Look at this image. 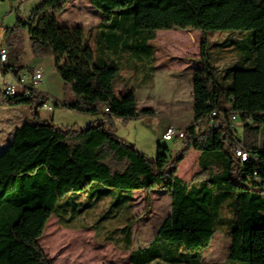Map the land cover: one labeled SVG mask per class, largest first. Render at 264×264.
<instances>
[{"label":"trees","instance_id":"1","mask_svg":"<svg viewBox=\"0 0 264 264\" xmlns=\"http://www.w3.org/2000/svg\"><path fill=\"white\" fill-rule=\"evenodd\" d=\"M69 1L42 0L27 18L17 15L7 28L8 41L26 29L33 54H51L56 71L72 86L75 99L64 105L103 117L84 127L56 125L39 113L48 95L9 96L0 89V107L28 105L32 110V119L16 128L0 152V264H54L39 239L69 193L86 191L101 198L126 192L115 206L132 200L134 191L156 188L171 196V210L153 242L131 252L132 264H207L198 251H190L208 247L221 228L231 236L224 264H264V0H89L102 14L97 45L115 43L139 60L152 55L153 70L156 50L150 42L159 30L202 35L196 60L201 66L192 83L193 120L178 153L159 145L156 157L116 133L114 119L138 118L153 109L139 110L135 89L116 94L120 67L83 45L82 26L59 25L57 17ZM226 29L254 30L255 43L251 65L229 67L220 80L208 53L213 41L207 31ZM17 60L15 53L5 64L15 75L23 70ZM213 112L212 127L197 131L200 120ZM233 113L243 126L241 137L230 128ZM238 145L249 152L245 161L236 155ZM191 149L200 152V171L188 184L177 171ZM121 229L128 247L131 225Z\"/></svg>","mask_w":264,"mask_h":264},{"label":"rangeland","instance_id":"2","mask_svg":"<svg viewBox=\"0 0 264 264\" xmlns=\"http://www.w3.org/2000/svg\"><path fill=\"white\" fill-rule=\"evenodd\" d=\"M41 2L42 0L0 1V44L7 46L9 59L17 53V64L23 66L24 72H43L44 76L36 90L48 95L46 104L53 106V110L48 109L45 104L39 108L43 119L56 125L77 124L84 127L95 121L97 115L81 113L64 105L75 99V93L72 86L66 84L56 71L53 56L34 55L26 29L10 35L8 41L7 28L15 24L17 15L27 18ZM96 12L101 14L91 7L89 0H70L57 20L60 26H82L85 30L83 45L94 49L97 57L101 55L119 65V77L115 83L118 96L135 89L139 110L149 106L155 110L154 115L142 114L125 121L121 118L114 119L116 133L150 157H156L159 145L168 146L169 154L176 155L182 148V140L165 141L162 136L169 124L174 123L186 129L185 125L192 119L191 107L184 105L181 108L177 101L190 102L193 77H190L188 69L182 68L185 63L198 62L196 60L201 55L202 42L200 31L159 30L155 40L150 42L156 50L155 66H159L153 70L149 63L154 62L152 55L139 60L115 43L109 47L108 42L97 45L96 26L100 17ZM207 37L213 41L208 53L211 63L218 69L220 80L225 79L229 67L240 62L251 65L254 30H208ZM219 42H224V45ZM167 69H170V74L178 76L166 79ZM183 71L187 77H183ZM31 113L28 105L0 107V148L9 142L12 132L23 120L32 119ZM206 125L208 123L203 127ZM212 125L213 121L208 127ZM233 125L235 135L241 137L243 126L239 119ZM198 153V150L191 149L178 166L177 174L188 184H192L200 171ZM201 179L204 177L198 180ZM113 199L115 200L111 194L98 198L89 196L86 191L62 197L39 239L46 256L54 264H131V252L147 247L155 239L161 223L170 213L171 196L164 189L156 188L149 193L137 190L132 200L125 198L111 206L110 200ZM148 200L150 205L147 207ZM128 223L132 230V244L127 247L122 234L124 231L119 229ZM230 244L231 236L221 228L214 234L208 247L190 252L198 251L204 263L224 264L228 259ZM185 251L181 249V252Z\"/></svg>","mask_w":264,"mask_h":264},{"label":"built area","instance_id":"3","mask_svg":"<svg viewBox=\"0 0 264 264\" xmlns=\"http://www.w3.org/2000/svg\"><path fill=\"white\" fill-rule=\"evenodd\" d=\"M9 59V50L7 46L0 44V65L4 68L5 72L0 71V89L3 90L9 96L16 95H27L29 96L33 91L36 90V86L40 80H42L44 74L41 70H34L32 73L20 72L18 75H15L12 71V68H6L5 64ZM45 106L48 109H52V105ZM108 110V109H106ZM217 116L216 112H213L209 117L202 118L200 123L196 125L197 131H204L209 129L211 121H214V117ZM232 124L230 128L233 130V122L238 120L237 114L231 115ZM205 123H208L206 127H203ZM187 134V129H183L177 124L171 123L166 127L165 132L163 133L162 138L165 141H174V140H183ZM236 155L240 157L241 161H245L249 157V152L244 149L241 145H238L236 148Z\"/></svg>","mask_w":264,"mask_h":264},{"label":"crops","instance_id":"4","mask_svg":"<svg viewBox=\"0 0 264 264\" xmlns=\"http://www.w3.org/2000/svg\"><path fill=\"white\" fill-rule=\"evenodd\" d=\"M98 15H99V17H100V20H99V23L101 22V19H102V14H99L98 12H96ZM99 23L97 24V26L96 27H98V25H99ZM171 30H173V29H171ZM193 31V30H192ZM194 32V31H193ZM158 33V32H157ZM155 40V39H154ZM157 63V62H156ZM185 65V67L184 68H182V69H188L187 70V72L190 74V77L192 78L193 77V75H194V71H195V69H197L198 67H200L201 66V64H200V62H195V63H185L184 64ZM157 68H159V66H156V69ZM21 72H24L23 70L21 71ZM167 73H168V75L166 76V79H173V78H176L177 76H178V74H170V69H167V71H166ZM183 77H187V75L185 74V72L183 71ZM148 88H150V87H148ZM178 103H180L179 105H180V107L182 108V107H184V105H186L187 107H191V110L193 111V98H192V95L190 96V102H188V101H184V100H182L181 102L180 101H177ZM149 106V105H148ZM146 108H152L153 109V111H152V115H154L155 114V110H154V107H152V106H149V107H146ZM53 110V109H52ZM31 111H29V113H30ZM194 116V115H193ZM193 116H192V119H191V121L193 120ZM103 117V114H98L97 116H95V118L96 119H101ZM23 118H26V117H23ZM95 119V120H96ZM116 120H117V118H116ZM23 121H25V120H23ZM22 121V122H23ZM190 121V122H191ZM22 122H21V124H22ZM190 122L187 124V125H185V126H188L189 124H190ZM20 124V125H21ZM20 125H18L17 127H19ZM16 127V128H17ZM16 128L14 129V131L12 132V134H11V138H10V140H9V142L4 146V147H2V148H0V152H2L10 143H11V141H12V139H13V136H14V133H15V130H16ZM198 155V157H199V155H200V152L197 154ZM135 192H137V191H134L133 192V194L135 193ZM90 193V192H89ZM111 195H113L114 196V198L115 199H117V198H123L124 197V195H127V193L126 192H119V191H114V192H111L110 193ZM133 194H132V196H133ZM115 202V200L113 199V200H110V205L112 204V203H114ZM132 205V203H130V206ZM153 242V241H152ZM39 243H40V240H39ZM131 244H132V233H131ZM149 246V245H148ZM147 246V247H148ZM144 248H146V247H144ZM130 259H131V254H130ZM131 264H132V262H131Z\"/></svg>","mask_w":264,"mask_h":264}]
</instances>
